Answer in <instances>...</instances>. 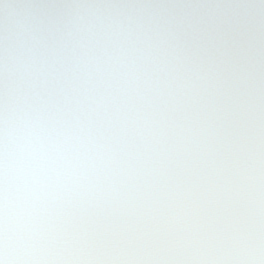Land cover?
<instances>
[{"label":"snow or ice","instance_id":"6c2138e0","mask_svg":"<svg viewBox=\"0 0 264 264\" xmlns=\"http://www.w3.org/2000/svg\"><path fill=\"white\" fill-rule=\"evenodd\" d=\"M0 264H264V0H0Z\"/></svg>","mask_w":264,"mask_h":264}]
</instances>
